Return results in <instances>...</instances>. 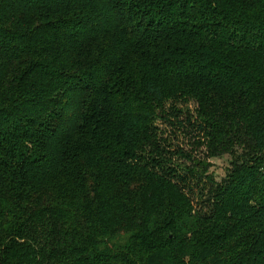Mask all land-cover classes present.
I'll return each instance as SVG.
<instances>
[{"label": "trees", "instance_id": "obj_1", "mask_svg": "<svg viewBox=\"0 0 264 264\" xmlns=\"http://www.w3.org/2000/svg\"><path fill=\"white\" fill-rule=\"evenodd\" d=\"M0 264H264V0H0Z\"/></svg>", "mask_w": 264, "mask_h": 264}, {"label": "rangeland", "instance_id": "obj_2", "mask_svg": "<svg viewBox=\"0 0 264 264\" xmlns=\"http://www.w3.org/2000/svg\"><path fill=\"white\" fill-rule=\"evenodd\" d=\"M189 108L191 110H193L194 105H192V104L189 105ZM160 126H162V129H165V132L167 135H170L169 128L167 126H164L161 124H160ZM181 139H183L187 143L186 147L193 145V144H191V142H189V141L187 142L186 138H181ZM229 159L230 158L228 155H223L220 158H213L210 160V162L212 163V166L210 167L209 171H210V173H212L214 175V177L217 180L220 179V177H223L225 168L228 166Z\"/></svg>", "mask_w": 264, "mask_h": 264}]
</instances>
